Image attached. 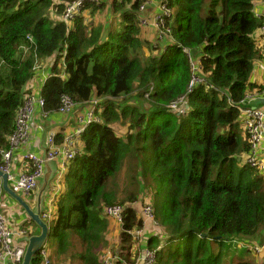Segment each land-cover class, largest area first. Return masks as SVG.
<instances>
[{"label":"trees","instance_id":"obj_1","mask_svg":"<svg viewBox=\"0 0 264 264\" xmlns=\"http://www.w3.org/2000/svg\"><path fill=\"white\" fill-rule=\"evenodd\" d=\"M70 1L59 0L53 6V0H0V164L19 109L26 98L38 94L37 80L42 77L38 63L54 74L44 88L48 113L59 111L64 96L81 111L95 98L102 105V121H94L83 134L85 152L69 170V189L58 201V220L51 227V236L58 239L53 260L71 255L82 264H100L95 251L105 229L96 216L101 205L132 204L140 197L139 204H150L160 224L147 246L157 249L156 264H258L257 259L235 252L229 261L223 255L234 250L228 240L249 242L264 230V174L240 162L250 145L242 134L241 112L230 104L245 97L261 58L264 16L255 11L261 0L87 4L89 17L99 16L98 21L118 16L120 29L106 36L102 22L94 19L88 22L80 16L74 26L60 20ZM162 4L169 15L163 14ZM175 9L185 15L170 32ZM157 15L163 26L152 30L161 35L170 28L161 45L175 44L150 54L145 63L136 51L144 47L140 31L149 26L140 19ZM179 45L191 50V56ZM194 66L201 68L197 75L204 82L189 94ZM182 96L188 97L190 107L178 113L169 105ZM118 121L129 123L123 134L115 124ZM63 130L57 132L58 143L63 141ZM132 155L137 158L136 169H129V179H136L139 187L120 198L123 192L111 183ZM140 193L144 195L138 197ZM141 226V218L127 206L125 229ZM75 233L86 246L78 255L71 251ZM122 242L123 256L129 259L131 237L126 232ZM239 248L241 253L251 250ZM259 258L264 264L263 253ZM32 264H41L39 254Z\"/></svg>","mask_w":264,"mask_h":264},{"label":"built area","instance_id":"obj_2","mask_svg":"<svg viewBox=\"0 0 264 264\" xmlns=\"http://www.w3.org/2000/svg\"><path fill=\"white\" fill-rule=\"evenodd\" d=\"M102 0H71L65 8V12L61 15L60 20L69 25H74L76 20L83 15L86 10L87 4H99ZM264 3V0L263 2ZM163 14L169 15L170 11L162 4ZM144 5L140 7L142 15L145 13ZM257 15L264 16V12L256 10ZM140 19L141 24L149 26L151 28H161L163 26V18L155 16L152 20L154 26L146 20ZM147 20H150L146 18ZM261 31L264 34V22L261 27ZM165 32H161V35ZM189 54V49L184 50ZM41 66L37 67L38 72L41 71L42 77L40 79L41 89L38 94H32L25 99L23 106L19 109L15 129L10 137V146L8 149L3 151V163L0 164V169L8 174V180L10 185L19 193L21 196L30 203L33 194L38 190L40 182L43 178L45 166L47 162L59 161L61 164V172L58 173L57 179L59 180L64 170L68 169L70 162H73L78 155H80V144L82 142V136L86 132L87 128L95 122H101V105L98 106L101 101L98 98L92 99L88 105L85 104L84 111L86 114L83 116L82 113L78 114L76 119L79 122L76 123L75 128L70 132L64 134L63 141L58 143L57 132L52 130L48 135L45 143H43L42 149L43 154H37L34 151L27 150L22 153V158L25 162L24 167L18 174L12 171V164L16 157V153L19 150H23L31 143V137L34 127V114L36 107H40L42 110V116L47 117L50 113L45 110V96L44 88L48 80L54 74H49L43 71ZM198 69L194 66V70ZM199 82H204V79L193 74L192 80L189 85V90L192 91L194 86ZM264 99L263 93L259 96L253 94H246L241 100V123L247 133L248 143L250 150L244 157V162L248 167L258 169L264 172V107H259L255 102ZM186 98L182 96L177 102L171 104V108L179 113H185L184 104ZM255 105V106H252ZM76 104L67 96H64L62 105L59 108L60 113L70 114L74 111ZM98 112V116L94 120V113ZM56 193L61 191L60 182L57 181ZM0 195V264H22L23 257L27 245V238L30 236L28 228H23L19 234L22 235L23 239L17 240L15 238V231L10 227L8 219L5 216V212L2 210V200ZM56 197V196H55ZM31 204V203H30ZM131 207L136 211H139L142 215V226L136 230L129 231L124 227L125 223V211L126 207ZM54 209L57 210L56 199L50 203L48 207L43 204L41 217L48 224L52 223L51 219L55 216ZM102 211L106 218L112 223L116 224L120 228V232H126L133 242V246L141 248L142 244L148 243L149 234L145 231L146 228L151 229L154 225L157 228L159 222L156 220L154 215V209L150 204L140 205L137 201L125 205L111 204L103 205ZM23 240V241H22ZM232 242V245L239 247H245L253 250L256 253H261L264 250V245L257 243L248 242L234 238L227 241ZM140 244L136 246L137 244ZM157 249L144 248L134 255L132 259L127 260L123 258L119 252H114L112 249H106L102 255L101 264H156L157 260ZM39 256H41V264H55L51 251L48 244H45L41 249Z\"/></svg>","mask_w":264,"mask_h":264},{"label":"crops","instance_id":"obj_3","mask_svg":"<svg viewBox=\"0 0 264 264\" xmlns=\"http://www.w3.org/2000/svg\"><path fill=\"white\" fill-rule=\"evenodd\" d=\"M262 2H263V0H261L258 4H256L255 11L259 9L261 12H264V3H262ZM82 16L88 22L93 21V19H94V23H101L102 22V24L104 25L105 36L107 35L108 32H110L112 30H116L119 27L118 16L112 15V18H110L108 20L103 18L101 21H98L99 18L95 19V18H92L91 16L89 17V15L87 13V9L83 12ZM113 24H114V28H113ZM144 30H146V29H144ZM144 30H142V32H144ZM259 46L262 48L261 54H260L261 58H259L254 65V68H253V71H252V74H251L250 80H249L250 85H249L248 90H247L248 94L254 93L255 96L261 95L263 93V88H264V40H262V42H260ZM44 69H47V71H51L49 67H44ZM37 81L39 82V86H38V93H39L40 92L39 90L41 89V85H40V80H37ZM255 104L258 105L259 107H264V99L255 102ZM252 106H255V105H252ZM83 111H84V109L81 111V110H78L75 108L74 111L70 114L54 112V113H50L47 117H45V116H42L41 108L37 106L35 109V114H34L35 123H34V127H33L32 137L30 140L31 144L29 146H27L26 148H24L23 150L21 149L16 153V157H15L14 162L12 164V171L15 174H18L22 169V165L24 167L25 162L21 156L23 152L30 150V151L36 152L37 154H43V149H42L41 145L43 143H45L48 135L50 134V132L52 130H56L59 132V131L65 129V130H63V132L65 134L67 132H70L72 129H74L76 123L79 122V119H76L78 114L82 113L83 116L86 114V112H83ZM242 134H243L244 139L248 142L247 133L245 132V130L243 128H242ZM84 152H85L84 144L81 142L79 157L82 156V154ZM245 154L246 153L243 152L240 155V158H241L240 162L241 163L244 162V155ZM74 163L75 162H70L69 163L70 165L67 168L72 170ZM48 164H50V166L52 168V176L50 178L49 185H48V187L45 191V194H44L43 204L45 207H48L50 205V203L56 199L57 210L54 209L55 216L51 219V222L56 224L57 220H58L57 219L58 218V197L62 193L64 195H66L67 189L64 188L62 182H60L61 191L58 194L56 193L55 188L57 185V181L59 182L57 177H58V173L61 172V164L59 161L47 162V164L45 166L44 174L47 170ZM263 174H264V172H263ZM62 177L63 176L61 175L60 179ZM43 178H44V175H43ZM43 178H42V180H43ZM42 180H41V182H42ZM41 182H40V185H41ZM39 188H40V186H39ZM39 188H38V190H36V192L33 194L32 198L30 200L31 205L34 206V209L37 207V196H38ZM1 200H2V206L1 207H2V210L5 212V216L8 219V223H9L10 227L13 228L14 230L16 229L14 235H15V238L17 240L21 241V239H23L22 235L19 234L20 231L23 230V228H28L29 232L32 234H36L39 232L38 226L34 222H32V220L28 217V215L26 214L23 207L20 206L19 204H17L15 200H13L10 196H8L5 193L2 194ZM136 213H137L138 218L142 217V215L139 211H136ZM159 226H160V224L157 225V228ZM155 229H156V227L154 225L151 227V229H148V228L145 229V231L149 234V239L147 241L148 243L142 244L140 249L134 246L132 249V254H138L141 251V249L147 248L151 239L153 238V231ZM73 236H79L80 239L82 238L79 234H76V233L73 234L72 237ZM107 240L109 242V239H107ZM249 242L257 243L259 245H264V230L259 231L256 234V236L254 237V239H252V241H249ZM120 245H121V241H119V246ZM138 245H140V244L138 243L136 246H138ZM230 246H231L230 248H232V249H234V251H236L235 253L237 255H239L245 259L255 258L258 260L259 259L258 255L260 256V254H262V253L264 254V250L261 253L255 252L257 254L256 255L250 249H249L250 252L241 253V250H243L242 248H239L236 245H230ZM117 248H119V247H117ZM117 248H114V249H117ZM55 250L56 249L51 251V254H53L55 252ZM249 250H244V251H249ZM96 251H95V253H96ZM103 254H104L103 250H101L100 255L97 254V260L100 262V264L102 263V255ZM79 264H82V262H80Z\"/></svg>","mask_w":264,"mask_h":264},{"label":"rangeland","instance_id":"obj_4","mask_svg":"<svg viewBox=\"0 0 264 264\" xmlns=\"http://www.w3.org/2000/svg\"><path fill=\"white\" fill-rule=\"evenodd\" d=\"M59 0H53V6H56L58 4ZM151 4V3H150ZM178 15L180 17H183L185 14L179 10H177ZM50 17L53 19H58L59 16H55L54 13H49ZM60 18V17H59ZM99 18V17H98ZM143 20H146L147 23H150L151 26H154V21L152 19L147 20L146 18H143ZM121 25H119L118 29H120ZM113 28H114V24H113ZM169 29H166L165 34L161 37L160 33L157 31L152 30L151 27H149L148 29L144 30V32L140 31V41L143 42L144 47L143 49H139L138 51H136V55L145 63H148L150 60V54L154 55V54H160L162 49L166 48V43H164V45L162 46L161 43L162 42H166L165 39H168V34H169ZM198 63L201 64V58L198 59ZM42 65L41 63H38L37 66ZM198 69L196 70L195 73H198L200 71V67L197 66ZM44 68L43 65L41 66L40 69ZM116 125H118L119 131L121 132V134H123L126 130L129 129V123H125L122 124L121 121H118L115 123ZM122 125V126H121ZM136 160L137 158L132 155L131 157H127L124 161V165H123V169L122 172L115 177L116 182L115 183H111V187L113 189L118 190L119 192H123L122 194H119L120 198L121 196H126V194L130 193L131 191H133L134 189H138L139 184L136 181V179L130 180L129 179V169L131 168H135L136 169ZM132 166H129V165ZM66 171V172H65ZM138 174V170L135 172L134 175ZM62 178L59 179V182H62L63 187L67 189H69V169L64 170L63 174H62ZM140 192V191H139ZM144 195L143 193H140L138 195L142 196ZM149 195V194H146ZM66 195H64L63 193L58 197V201H60V198L64 197ZM137 197V198H138ZM140 198V197H139ZM138 198V199H139ZM137 199V202L139 203V200ZM127 202L125 203H114V204H119V205H125ZM96 216L99 217V219L103 220L101 221V225H103L105 227V229L102 232V237L100 240V243L98 245L97 254H101V250L105 251L108 246L110 245V243L108 242L107 239H109L111 241V246L112 248H117L119 247V241H120V237L122 238V235L120 233V228L112 223L109 222L107 220V218L104 216L103 212L100 211L99 213L96 214ZM91 218L94 219V216L91 215ZM68 234V233H67ZM72 241H73V247L71 248L72 252H77V255L80 253H83L85 251L86 246L82 245V240L79 238V236H73L71 237ZM99 238V236H98ZM23 241V240H22ZM99 240H97L98 243ZM132 241V238H131ZM48 247L50 249V251H53L54 249H56L57 245H58V239H56L54 236H51L48 239ZM87 243V242H86ZM230 246V245H229ZM229 246L226 245L227 248H229ZM231 247V246H230ZM236 252L234 250H227V254L224 253L223 255V260L224 261H229L231 259V255ZM259 257V255H258ZM78 256H76V258H73L71 255H66V256H62L61 259H55L54 260L57 262V264H79L80 258L77 259ZM258 264H263V260L261 258L258 259Z\"/></svg>","mask_w":264,"mask_h":264},{"label":"water","instance_id":"obj_5","mask_svg":"<svg viewBox=\"0 0 264 264\" xmlns=\"http://www.w3.org/2000/svg\"><path fill=\"white\" fill-rule=\"evenodd\" d=\"M51 176H52V168L50 164H48L47 170L44 174V178L39 188V192L37 196V207L34 209V206H32L28 201H26L21 196V194H19L10 185L8 180V174L0 169V180L2 182V188L5 194L10 196L13 200L16 201L17 204L22 206L28 217L39 228L38 233L32 234L28 237L22 264H32L34 257L40 253L43 246L48 242V239L51 237V226L41 217L44 194L49 185Z\"/></svg>","mask_w":264,"mask_h":264},{"label":"clouds","instance_id":"obj_6","mask_svg":"<svg viewBox=\"0 0 264 264\" xmlns=\"http://www.w3.org/2000/svg\"><path fill=\"white\" fill-rule=\"evenodd\" d=\"M177 12V10L175 9V11H174V14H173V19H172V27H171V30H170V32H174V29H176L180 24H181V22H182V20H181V18L182 17H180L179 15H178V13H176ZM74 26V25H73ZM175 43H171L170 45H167L166 46V50L169 48V47H173V45H174ZM179 47L181 48V50H182V52H185L184 50L185 49H187V48H183L181 45H179ZM189 57L191 56V50H190V52H189V54L188 53H186ZM198 59H199V57H198ZM197 59V60H198ZM188 88H189V86H188ZM264 89V88H263ZM194 91V89L192 90V91H190L189 89H188V92H189V94L190 93H192ZM185 98H186V102H185V104H184V107H185V110L187 109L188 110V108L190 107L189 106V100H188V97L187 96H184ZM241 102V101H240ZM240 102H235V101H230V104L232 105V106H234V107H237L239 110H240V108L242 107V104L240 103ZM170 107H171V104L169 105ZM101 108H102V105H101ZM240 112H241V110H240ZM179 113V112H178ZM240 117H241V115H240ZM240 125L242 126V128H243V125H242V123H241V121H240ZM244 129V128H243ZM245 130V129H244ZM246 132V131H245ZM79 156V155H78ZM76 159H77V157H76ZM75 159V160H76ZM74 160V161H75ZM73 161V162H74ZM70 170V169H69ZM1 181V180H0ZM1 184H2V182H1ZM2 190H3V188H2ZM4 191V190H3ZM5 193V192H4ZM127 204V203H126ZM103 205H111V204H102L101 206L103 207ZM102 211V210H101ZM103 212V211H102ZM104 214V213H103ZM105 216V215H104ZM106 217V216H105ZM108 220V219H107ZM109 222H111L110 220H108ZM51 227L52 226H54L55 224L54 223H50L49 224ZM121 233V235H123V233L122 232H120ZM30 235H32V233H30ZM27 240H28V238H27ZM120 241H121V245L119 246V248H117V249H114V248H112V246H111V241L109 240V243H110V245L108 246V248L107 249H112V250H114V252H119V254L123 257V258H125L126 259V257L125 256H123V242H122V238L120 237ZM46 244H48V243H46ZM131 247H132V249H133V242L131 241ZM132 249H131V256L129 257V259H127V260H130V259H132V257L134 256V255H136V254H132ZM53 255V254H52Z\"/></svg>","mask_w":264,"mask_h":264}]
</instances>
